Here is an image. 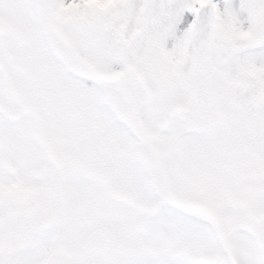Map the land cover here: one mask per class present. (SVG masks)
<instances>
[{
	"label": "rangeland",
	"instance_id": "374dc122",
	"mask_svg": "<svg viewBox=\"0 0 264 264\" xmlns=\"http://www.w3.org/2000/svg\"><path fill=\"white\" fill-rule=\"evenodd\" d=\"M35 2L0 0V264H230L212 222L170 201L134 115L159 156L176 143L171 193L264 264L246 229L264 224V61L173 38L162 0H37L49 24ZM201 69L195 114L165 130Z\"/></svg>",
	"mask_w": 264,
	"mask_h": 264
},
{
	"label": "snow or ice",
	"instance_id": "6c2138e0",
	"mask_svg": "<svg viewBox=\"0 0 264 264\" xmlns=\"http://www.w3.org/2000/svg\"><path fill=\"white\" fill-rule=\"evenodd\" d=\"M154 7L173 38L187 36L194 48L237 61H264V0H162Z\"/></svg>",
	"mask_w": 264,
	"mask_h": 264
},
{
	"label": "water",
	"instance_id": "95a60500",
	"mask_svg": "<svg viewBox=\"0 0 264 264\" xmlns=\"http://www.w3.org/2000/svg\"><path fill=\"white\" fill-rule=\"evenodd\" d=\"M45 21H47L46 18H44ZM209 48H206V50L208 51ZM73 60V59H72ZM205 64V63H204ZM203 64V65H204ZM89 74L93 75V76H96L94 73L92 72H88ZM200 81H199V87H198V91H197V97L196 99L194 100V106L192 108V111H191V115L190 117L194 114V112L196 111L199 103V96H200V88L203 84V80H204V73H202V69L200 71ZM120 77L124 76L123 73H120L119 74ZM134 114H136V110H134ZM134 123H135V126L137 127V131H136V135H138V137L142 140L143 144L148 148L149 151H151L153 154H155V156L157 157V161H158V164L160 165V171L162 170V161L165 157H169L172 155L173 151H174V148L172 149V151L170 153H168L167 155H164L162 157H159L158 154H156V151L154 149L153 146L149 145L147 143V141L144 139L143 135L141 134V131L137 125V116L134 115ZM177 119H181L182 121H188L190 119V117H178L177 114H175V112H170L169 113V118L167 121L163 122V127L164 129H170V126L172 125V119L173 118H176ZM162 174V172H161ZM163 176V174H162ZM162 184H163V188L167 191V193H169L171 199L177 203L178 205H180L181 207H187V208H191V209H195V210H198V211H202L203 214H205L213 223H214V226H215V230L218 237H219V240H221L222 242V246H223V250L225 251L228 259L231 261V264H237L235 260H233V258L231 257L230 255V251L228 250V244H227V241L225 240V237H224V233H223V230L220 228V225L218 223V221H216V219L213 217V215L210 213V211H208L205 207H202L201 205L199 204H188V203H181L177 198L173 197L172 193H170V191L168 190L167 188V184L165 183L164 181V178H162ZM250 231H251V234L253 236V238L256 240V243H257V246L258 248L260 249V253H261V257L264 258V225H261V224H258L257 221L255 220L254 223L249 227Z\"/></svg>",
	"mask_w": 264,
	"mask_h": 264
},
{
	"label": "bare ground",
	"instance_id": "6f19581e",
	"mask_svg": "<svg viewBox=\"0 0 264 264\" xmlns=\"http://www.w3.org/2000/svg\"><path fill=\"white\" fill-rule=\"evenodd\" d=\"M35 1H36L35 3H36L38 11H41L40 5L37 3V0H35Z\"/></svg>",
	"mask_w": 264,
	"mask_h": 264
},
{
	"label": "flooded vegetation",
	"instance_id": "af4514ba",
	"mask_svg": "<svg viewBox=\"0 0 264 264\" xmlns=\"http://www.w3.org/2000/svg\"><path fill=\"white\" fill-rule=\"evenodd\" d=\"M105 184V183H104ZM251 219V222L247 225V226H249L250 224H252V222H253V220H254V217H251L250 218ZM260 223V222H259Z\"/></svg>",
	"mask_w": 264,
	"mask_h": 264
}]
</instances>
